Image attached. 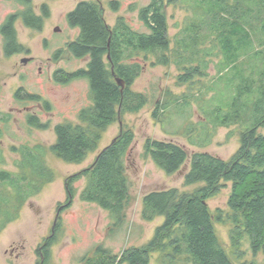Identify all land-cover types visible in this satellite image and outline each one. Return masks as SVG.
Segmentation results:
<instances>
[{
    "label": "trees",
    "instance_id": "16d2710c",
    "mask_svg": "<svg viewBox=\"0 0 264 264\" xmlns=\"http://www.w3.org/2000/svg\"><path fill=\"white\" fill-rule=\"evenodd\" d=\"M204 1H207L208 9H203ZM232 2L202 0L194 5V11L200 14L202 21L187 26L184 35L176 40L175 53L179 55L176 62L184 65L185 71L178 77L181 83L193 80L196 75H208L210 61H206V56L212 52L206 51L202 56L201 43L212 36L215 35V40L220 44L221 53L230 52L234 41H242L243 44L245 38L234 29L237 22L226 19L221 10L230 7L234 8L231 11L233 14H241V17L250 11L264 17V0ZM119 4V0L110 1L114 11L119 10ZM130 10L138 12V19L148 31L136 28L125 15L119 16L114 25H110L104 17V9L97 1H80L67 14L70 26L79 29L78 36L68 42L67 49L76 58H88V62L86 67L76 71H61L56 78L62 83L86 78L90 86L91 104L80 110L78 119L81 123H60L55 128L57 141L50 150L66 162H84L89 153L98 149L102 134L110 125L120 121L128 112H138L148 102L146 93L132 89L145 63L150 61L153 65H168L172 62L165 0H151L142 7L131 4ZM208 19L210 23H207ZM37 22L41 23L39 20ZM206 27L210 28L209 32L205 30ZM203 31L206 35L202 34ZM259 46L263 49L258 50L260 54L264 52V31ZM196 58L200 61L194 65ZM260 59L264 61V58ZM188 63L190 65L185 66ZM258 78L241 80L228 111H223L221 106L214 108L219 114L214 116L211 124L214 127H229L246 117L244 108L253 99V111L249 116L251 126L241 133L240 146L230 159H223L209 151H194L190 155L185 145L177 141L151 137L146 139L143 147L145 158L151 159L169 174L179 171L190 158V169L184 176V183L203 185L191 192L176 187L146 192L143 195L142 218L150 222L158 216L165 217L152 239L146 245L126 248L121 254H112L99 247L104 254L84 264H150L151 252L157 250H170L173 260L185 256L190 264H233L214 227V220L225 221L223 210L217 209L218 214H215L208 203L227 182H231V193L228 199L229 211L225 216L231 223L229 234L232 245L237 246L248 235L253 252L257 254L264 251V132L261 131L264 129V73ZM117 79L122 80L125 86L122 87ZM158 112L154 111L157 118ZM32 125L41 128L48 126L40 124L37 116L33 117ZM134 140V131L122 128L115 139L98 152L88 167L69 176L66 179L67 205H71L77 195L75 183L86 178L80 199L108 210L114 227L123 226L126 209L132 199L128 164ZM33 148H21L20 166L31 168L33 175L45 182L52 181L53 172L46 167L44 150L36 146L34 149L38 150L34 153ZM36 159L38 167L33 165ZM32 183L33 180L24 174L0 172V185L8 184L16 191L14 197L0 192V233L18 217L27 198L39 191L40 188H35L32 192ZM27 189H31L30 192H26ZM60 229L61 222L58 220L54 233L44 243L43 264L51 263L50 248L57 242Z\"/></svg>",
    "mask_w": 264,
    "mask_h": 264
},
{
    "label": "rangeland",
    "instance_id": "374dc122",
    "mask_svg": "<svg viewBox=\"0 0 264 264\" xmlns=\"http://www.w3.org/2000/svg\"><path fill=\"white\" fill-rule=\"evenodd\" d=\"M33 1L35 5L43 2L48 4L50 16L45 21V28L42 31L29 30L19 22L17 24L19 39L31 48V56L35 60L34 75L27 86L33 92L40 89L44 97L49 100L51 109L47 111L34 101L32 109L39 114V123L48 126L27 128L25 113H18L15 123L13 122L15 128L12 129L16 131H13L12 135L8 133L5 137L0 172L24 174L33 180L32 192L35 188L40 189L27 198L19 210L18 217L8 223L0 233V264H38L36 249L52 236L58 220L61 222V229L57 242L50 248L52 253L50 264H84L87 260L100 258L104 254L103 250L98 249L99 247L109 250L112 254H121L126 248L146 245L154 236L156 228L164 223L165 217L158 216L153 221H145L141 215L143 195L152 190L174 187L191 192L203 185V183L194 185L184 183V176L190 169V158L174 174L165 172L151 159L145 158L143 147L146 139L151 137L177 141L185 145L190 155L194 151H209L226 160L233 156L240 146L241 133L251 126L252 121L249 116L253 111V99L251 98L248 106L244 108V113L247 114L244 119L248 122H242L243 119L229 127H214L211 124L214 116L219 114V111L214 108L221 106L223 111H228L241 80H256L264 73V61L260 59L264 58V52L258 53V50H263L259 42L263 36L264 17L251 11L241 17V14L239 16L237 13L233 14L231 11L234 8L230 7H227L228 10H221V14L226 19L237 22L234 29L245 38L243 44H241L242 41H234L230 52L222 51L221 53L220 44L215 40V35L212 36L211 39L201 43L202 56L206 51L212 52L206 56V61H210L208 75L205 77L196 75L193 80L181 83L178 77L185 71L184 65L176 62L179 57L175 53L176 40L184 35V29L187 26L202 21L200 14L194 11V5L202 0L172 2L165 0L168 35L171 41L169 53L172 62L168 65H153L150 61L145 63L143 72L132 89L146 93L148 102L138 112H128L120 121L110 125L103 132L98 149L89 153L84 162L69 163L50 150L57 141L55 128L60 123H81L78 119L80 110L91 104L90 86L86 78H77L64 83L49 78H52V73L57 67H61L66 72H73L87 65L88 58H76L67 49L68 42L75 40L79 34L78 28L70 26L67 13L83 0ZM89 1L100 3L104 9V17L110 25H114L119 16L125 15L136 28L148 31L138 19V12L130 10V5L136 4L137 7H142L148 5L151 0H119L117 11L111 8V0ZM13 2L15 1L6 5V12L21 8L22 5ZM230 3H233L232 0ZM203 5V9H208L207 1H204ZM207 21V23L211 22L210 19ZM57 26L59 31L55 30ZM205 30L209 32L210 28L206 27ZM202 34L206 35V32L203 31ZM46 38L49 42L48 50L45 49L44 39ZM58 49H63L61 57L59 60L57 57L54 60ZM199 61L197 59L193 64L196 65ZM187 65L190 64L185 66ZM38 66H44V69L47 67L44 74H38ZM16 81L19 85L18 78ZM210 102L213 104L212 109ZM19 105L23 106L20 103ZM155 110L159 111L158 118L154 116ZM122 128H130L135 133L128 164L132 199L126 209L124 225L114 227L113 218L108 210L80 199V192L86 184V178H81L75 183L77 195L71 205H67L66 179L88 167L98 152L108 146ZM261 131L264 132V129ZM22 144L30 148L42 147L46 167L53 172L52 181L45 182L44 179L34 176L31 168L24 169L20 166ZM34 148L32 150L35 153L38 149ZM33 165L39 166L37 159L34 160ZM31 189H27L26 192H30ZM0 192L14 197L16 191L8 184H1ZM230 193L231 182H227L219 193L208 200L215 214H218L217 209L223 210L225 221L214 220L219 241L233 264H264V251L255 254L248 235H245L235 247L231 243L229 234L231 223L225 216L229 211ZM9 209L12 211L11 207ZM19 253L21 255L17 258ZM170 254V250L153 251L150 264H190L185 260V256H179L178 259L173 260Z\"/></svg>",
    "mask_w": 264,
    "mask_h": 264
},
{
    "label": "flooded vegetation",
    "instance_id": "af4514ba",
    "mask_svg": "<svg viewBox=\"0 0 264 264\" xmlns=\"http://www.w3.org/2000/svg\"><path fill=\"white\" fill-rule=\"evenodd\" d=\"M11 1L22 5L21 8H15L10 12H6L5 7ZM49 16V6L44 2L40 5H35L33 0H0V157L5 148L6 135L8 133L12 135V132L16 131V129H12L15 128L14 120L17 119L18 113H25V126L28 128L33 127V117H38L39 115L32 109L34 101L42 105L43 109L47 111L51 109L49 100L44 97L40 89L33 92L27 86L29 80L34 75L35 60L31 56V48L20 41L17 25L21 22L24 28L42 31L45 28V21H47ZM37 20L41 23H38ZM58 29L59 27L57 26L55 30L59 31ZM13 33H15V37H13ZM44 42L45 49L48 50L49 42L47 38L44 39ZM62 51L63 49L57 50L54 60L56 57L57 60L60 59ZM47 60H50L49 56ZM44 70H47V67L44 69V66H38V74H44ZM61 71L64 70L61 67H57L52 73V78L50 77L49 79L57 80V74ZM17 78L19 79V85H17ZM19 103L23 106H20ZM4 105H8V107H4ZM24 146L26 148L29 147L26 144H22L20 147ZM36 254L39 259L38 264H43L45 261L44 243L37 247ZM20 255L21 253L17 255V258Z\"/></svg>",
    "mask_w": 264,
    "mask_h": 264
},
{
    "label": "water",
    "instance_id": "95a60500",
    "mask_svg": "<svg viewBox=\"0 0 264 264\" xmlns=\"http://www.w3.org/2000/svg\"><path fill=\"white\" fill-rule=\"evenodd\" d=\"M59 30V29H58ZM118 80V83L122 86V87H124L125 86V84H124V82L122 81V80H120V79H117Z\"/></svg>",
    "mask_w": 264,
    "mask_h": 264
}]
</instances>
